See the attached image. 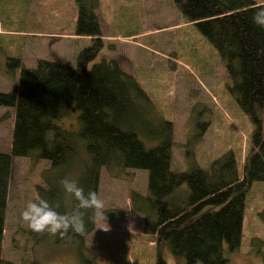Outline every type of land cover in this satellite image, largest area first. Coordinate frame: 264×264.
<instances>
[{
	"label": "trees",
	"instance_id": "16d2710c",
	"mask_svg": "<svg viewBox=\"0 0 264 264\" xmlns=\"http://www.w3.org/2000/svg\"><path fill=\"white\" fill-rule=\"evenodd\" d=\"M75 3L74 35L89 37L92 44L78 53L74 66L38 59L27 68L19 58H7L9 76L18 71V78L11 90L0 92V108H10L14 115L9 152H0V264L14 158H25L32 166L49 163L35 192L53 207L59 204L61 214L71 213L77 203L60 184L70 172H81L75 181L85 193H98L102 169L146 171V194L130 195L142 232L164 242L185 264H228L227 254L241 242L245 195L251 183L264 182V28L252 22L264 5L254 0H173L216 51L229 93L252 125L242 162L226 151L205 168L192 162L175 171L172 123L158 115L148 94L115 59L89 66L103 45L97 0ZM75 112L72 127L64 126L63 117ZM207 125H197L200 133ZM90 217L89 211L83 235H57L55 242L74 243L82 250L83 238L94 230ZM157 264H164L160 256Z\"/></svg>",
	"mask_w": 264,
	"mask_h": 264
},
{
	"label": "rangeland",
	"instance_id": "374dc122",
	"mask_svg": "<svg viewBox=\"0 0 264 264\" xmlns=\"http://www.w3.org/2000/svg\"><path fill=\"white\" fill-rule=\"evenodd\" d=\"M96 16L103 45L89 66L115 59L148 94L158 115L172 123V170H186L192 162L205 168L226 151L236 163L243 161L251 122L229 93L216 51L173 0H97ZM76 20L75 0H0V92L11 90L18 78V71L9 76L7 58H19L27 68L38 59L74 66L78 53L92 44L89 37L74 35ZM76 116L71 113L62 123L72 127ZM13 117L12 109L0 108L3 153L10 149ZM200 123H208L203 134ZM48 166L45 161L32 166L25 158L12 160L3 264H157L158 256L164 264H185L164 242L144 234L142 219L133 213L130 195L146 194L143 170H101L98 195L106 223L94 222L82 250L74 243H56L47 233L29 234L20 213L36 196L35 187L43 184ZM80 173L70 172L68 178L75 181ZM262 214L264 182H253L245 195L240 246L227 254L228 264H264ZM41 236L42 242L34 240Z\"/></svg>",
	"mask_w": 264,
	"mask_h": 264
},
{
	"label": "clouds",
	"instance_id": "9594fccd",
	"mask_svg": "<svg viewBox=\"0 0 264 264\" xmlns=\"http://www.w3.org/2000/svg\"><path fill=\"white\" fill-rule=\"evenodd\" d=\"M252 22L261 28H264V7L255 11ZM65 193L74 197L77 201L75 208L71 213L61 214L56 209L59 204L53 207L48 200L40 197L38 194L33 200L27 202L20 213L22 224L27 225L33 233L49 234L51 236L59 235L61 238L68 236L70 232L83 235L86 232L85 214L91 212L90 219L95 222L103 220L106 223L104 211V201L95 191L85 193L83 187L70 179L60 181ZM108 231V226L102 228Z\"/></svg>",
	"mask_w": 264,
	"mask_h": 264
},
{
	"label": "crops",
	"instance_id": "0c3cea01",
	"mask_svg": "<svg viewBox=\"0 0 264 264\" xmlns=\"http://www.w3.org/2000/svg\"><path fill=\"white\" fill-rule=\"evenodd\" d=\"M257 4L264 5V1H262V2H257Z\"/></svg>",
	"mask_w": 264,
	"mask_h": 264
}]
</instances>
